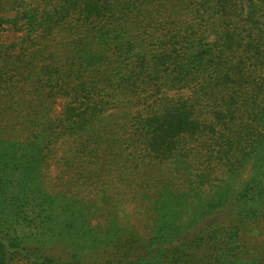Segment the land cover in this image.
<instances>
[{"label":"trees","instance_id":"16d2710c","mask_svg":"<svg viewBox=\"0 0 264 264\" xmlns=\"http://www.w3.org/2000/svg\"><path fill=\"white\" fill-rule=\"evenodd\" d=\"M7 26L0 264H264V0H0Z\"/></svg>","mask_w":264,"mask_h":264},{"label":"rangeland","instance_id":"374dc122","mask_svg":"<svg viewBox=\"0 0 264 264\" xmlns=\"http://www.w3.org/2000/svg\"><path fill=\"white\" fill-rule=\"evenodd\" d=\"M0 34L2 35L3 40L7 43L14 40L16 37L20 35L19 33H16L12 29H10L9 26L4 27L3 29L0 28ZM55 107L57 111L60 110L61 103L57 102V105ZM53 175H54V172L50 171L49 177H52ZM131 219L136 225L141 226V222L140 221L137 222L135 217L132 216ZM262 231H264V225L262 226ZM11 264H28V263H26L25 261L15 260Z\"/></svg>","mask_w":264,"mask_h":264}]
</instances>
